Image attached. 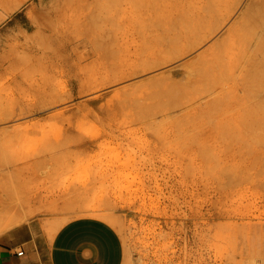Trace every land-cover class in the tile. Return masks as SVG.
I'll use <instances>...</instances> for the list:
<instances>
[{
  "label": "rangeland",
  "instance_id": "1",
  "mask_svg": "<svg viewBox=\"0 0 264 264\" xmlns=\"http://www.w3.org/2000/svg\"><path fill=\"white\" fill-rule=\"evenodd\" d=\"M209 1L27 0L6 17L0 204L22 202V224L42 218L50 237L75 218L108 220L124 264H264V22L253 13L230 31L250 0ZM62 3L89 34L28 39Z\"/></svg>",
  "mask_w": 264,
  "mask_h": 264
},
{
  "label": "crops",
  "instance_id": "2",
  "mask_svg": "<svg viewBox=\"0 0 264 264\" xmlns=\"http://www.w3.org/2000/svg\"><path fill=\"white\" fill-rule=\"evenodd\" d=\"M47 223L33 219L0 236V264H124L121 236L107 221L75 218L52 237Z\"/></svg>",
  "mask_w": 264,
  "mask_h": 264
},
{
  "label": "bare ground",
  "instance_id": "3",
  "mask_svg": "<svg viewBox=\"0 0 264 264\" xmlns=\"http://www.w3.org/2000/svg\"><path fill=\"white\" fill-rule=\"evenodd\" d=\"M25 1H27V0H0V23L6 18V17H8L13 11H15L16 9H18V7L19 6H21V4L22 3H24ZM71 1V3H72V0H70ZM75 1V0H74ZM79 2L81 1V3H82V1H84L85 3H83V4H86L87 5V2L89 1V0H78ZM189 1V0H188ZM198 1V0H197ZM209 1V0H208ZM211 1V0H210ZM209 1V2H210ZM218 1V0H217ZM234 1V0H233ZM239 1V0H238ZM196 2V1H195ZM200 2V1H199ZM205 2V1H204ZM221 1H219V3H220ZM227 2V1H226ZM235 2H237V0L235 1ZM240 2V1H239ZM186 3H187V1H186ZM201 3H203V2H201ZM238 3V2H237ZM66 5L68 4V3H65ZM65 4H64V6H65ZM69 4H70V2H69ZM83 4H80L81 5V7L83 8V7H85L86 5H83ZM188 4H190V3H188ZM193 4V6L195 5V3H192ZM197 4V3H196ZM239 4V3H238ZM237 4V5H238ZM191 5V4H190ZM203 5V4H202ZM205 5V4H204ZM207 5V4H206ZM211 5V4H210ZM210 5H208V7L207 8H209L210 7ZM217 5H218V2H217ZM237 5H235V10H236V6ZM62 6H63V3H62V5H60V8L59 9H57L55 12H54V15H53V17H51V20H50V18L49 17H47V16H43L42 18H40L39 16H40V14H39V16L37 15L36 17H34V18H36V20L34 21V26L37 28V31L35 32V34L33 35V36H30V37H27L28 39H34V40H44V39H52L53 41H57L58 39H72L71 37H73V39L74 40H77L76 38H80L79 36H81V35H78L77 33L82 29L83 31H82V33H83V35H84V33H85V36H86V34L88 33V32H85V30L80 26L79 27V25H81V24H77L76 26L77 27H79L80 29H78V31L75 29V18L72 16V18H71V15L69 14V16H67V13H66V15H65V12H69V11H67L66 9V11L64 10V14H63V8H62ZM192 6V5H191ZM197 6V5H196ZM221 6V5H220ZM67 6H65L64 8H66ZM81 7H80V9H81ZM190 7V6H189ZM232 7H233V5H232ZM231 7V8H232ZM197 8V7H196ZM212 8V7H211ZM194 9H195V7H194ZM198 9V8H197ZM216 9V8H215ZM229 9V8H228ZM233 9V8H232ZM187 9H185V11H186ZM199 10V9H198ZM203 10V9H202ZM208 10V9H207ZM210 10V9H209ZM214 10V9H213ZM212 10V11H213ZM217 10H219V12H221L220 11V9H217ZM230 10V9H229ZM243 10H245V11H241L242 13L240 14V16H238L237 18H236V20H234L233 21V23H232V25H231V27L229 28V30L230 31H233V29H234V27L236 26V25H240V23H242L243 21V19L245 20H249V18L250 17H254V20H253V18H251L252 19V21L255 23L256 22V24H257V26H259V22L257 23V21L259 20V21H262V22H264L263 20L264 19H262V18H259V17H264V0H250V2L248 3V5L246 6V8L244 9L243 8ZM255 10H259L258 11V15H260L259 17L258 16H256L257 14H255ZM262 10V11H261ZM1 11H3L2 13H1ZM188 11V10H187ZM194 11V10H193ZM206 10H204V12H205ZM215 11V10H214ZM183 12V11H182ZM201 12V11H200ZM209 12V11H208ZM211 12V11H210ZM209 12V13H210ZM261 12H262V15H261ZM181 13V12H180ZM179 13V14H180ZM185 13V12H184ZM191 12H189V14H190ZM216 13H218V12H216ZM254 13V15H252ZM183 14V13H182ZM181 14V15H182ZM194 14H195V12H194ZM208 14V13H207ZM215 14V13H214ZM214 14H213V16H214ZM222 14V13H221ZM230 14V13H229ZM43 14H41V16H42ZM187 15V14H186ZM198 15V14H197ZM228 15V14H227ZM252 15V16H251ZM76 16H77V14H76ZM206 16V15H205ZM210 16V15H209ZM211 16H212V14H211ZM212 16V17H213ZM231 15H228V18L230 17ZM255 16L257 17L256 18V20H255ZM37 17H39V18H37ZM71 19H70V18ZM179 17H180V15H179ZM190 17V16H189ZM198 17H200V16H198ZM208 17V16H207ZM219 17H221V16H219ZM48 18V19H47ZM54 18H55V20H58L59 21V25H57V28L55 27L54 28V23H52L53 22V20H54ZM173 18V17H172ZM181 18H183V17H181ZM187 18V16L185 17V19ZM204 18V17H203ZM74 19V20H73ZM190 19V18H189ZM191 19H192V16H191ZM190 19V20H191ZM194 19V18H193ZM200 19H201V17H200ZM199 19V20H200ZM227 19V18H226ZM250 19V20H251ZM44 20H47V22H45L44 24H42V21H44ZM174 20V19H173ZM178 20V19H177ZM181 20V19H180ZM187 20V19H186ZM185 20V21H186ZM198 20V22H200ZM205 20V19H204ZM210 19H207V22L209 21ZM229 20V19H228ZM245 20V21H246ZM172 21V20H171ZM202 21H203V19H202ZM212 20H210V22H211ZM218 21V20H217ZM226 21V20H225ZM77 22V21H76ZM175 22H176V19H175ZM177 22H179V21H177ZM192 22H193V20H192ZM213 22V21H212ZM223 22V21H222ZM71 23H73L74 25L72 26V25H70L69 26V24H71ZM202 23V22H201ZM205 23H206V20H205ZM204 23V24H205ZM214 23H216L215 21H214ZM214 23H213V25H214ZM246 23V22H245ZM179 24V23H178ZM200 24V23H199ZM203 24V23H202ZM210 24V23H209ZM212 24V23H211ZM247 24V23H246ZM252 24V23H251ZM251 24H247L248 25V27L251 25ZM263 26H262V25ZM183 25V24H182ZM188 25V24H187ZM197 25H198V23H197ZM254 25V24H253ZM173 26V25H172ZM189 26V25H188ZM191 26H192V23H191ZM194 26V25H193ZM201 26V25H200ZM199 26V27H200ZM218 26V25H217ZM243 26V25H242ZM255 26V25H254ZM262 26V27H261ZM67 27H69V28H67ZM71 27V28H70ZM72 27H74V32L75 31H77V33L75 32H73V31H71V30H73V28ZM164 27V26H163ZM175 27V26H174ZM183 27H184V25H183ZM195 27V26H194ZM205 27V26H204ZM210 27V26H209ZM214 27V26H213ZM222 27V26H221ZM236 27H238V26H236ZM261 29L264 27V23H261L260 22V26H259ZM165 28V27H164ZM197 28V27H196ZM195 28V29H196ZM208 28V27H207ZM220 28V27H219ZM254 28V27H253ZM255 28H256V26H255ZM69 29V30H68ZM71 29V30H70ZM172 29V28H171ZM252 29V28H251ZM168 30V29H167ZM175 30H177V29H175ZM181 30V29H180ZM185 30H186V27H185ZM187 30H189V29H187ZM194 29H192V31H193ZM200 30V29H199ZM208 30V29H207ZM214 31H216L215 30V27H214V29H213ZM245 30V29H244ZM254 30V29H253ZM258 30H259V28H258ZM263 30V29H262ZM169 31V30H168ZM201 31V30H200ZM199 31V33L200 34H198L197 33V31H196V34L197 35H199L198 37L197 36H195L196 37V39H195V41H193V42H189V45H190V43H191V46H194V49L195 48H197L198 46H201L204 42L203 41H205V39L203 38V36L201 37L200 35H202L201 34V32ZM217 31H218V29H217ZM236 31V30H235ZM246 31V30H245ZM170 32V31H169ZM168 32V33H169ZM188 32V31H187ZM210 32H212L211 34H214L215 32H213L212 30L210 31ZM210 32H208V33H210ZM227 32H228V30H227ZM249 32V31H248ZM81 32H80V34H82ZM165 33V32H164ZM164 33H162L163 35H164ZM177 33V32H176ZM206 33V32H205ZM205 33H203V35H205ZM229 33V32H228ZM237 33V32H236ZM73 34L74 35H78V36H73ZM89 34V33H88ZM175 34V33H174ZM181 34V33H180ZM185 34V33H184ZM189 34V33H188ZM195 34V35H196ZM247 34V33H246ZM262 34V32L260 33V35ZM26 35V34H25ZM167 36L169 35V34H166ZM170 35H171V33H170ZM169 35V36H170ZM176 35V34H175ZM208 34H206V36H207ZM248 35V34H247ZM263 35V36H262ZM261 36H262V38L264 37V30H263V34H262ZM88 36V35H87ZM180 36V35H179ZM184 36V35H183ZM194 36V35H193ZM206 36H204V37H206ZM211 36V35H210ZM251 36V35H250ZM82 37V36H81ZM185 37H187V36H185ZM238 37V36H237ZM248 37V36H247ZM163 38H164V36H163ZM167 38V37H166ZM201 40V39H203V40H199V39ZM209 37L207 36V39H208ZM249 38V37H248ZM81 39V38H80ZM79 39V40H80ZM161 39V38H160ZM165 39V38H164ZM175 39V38H174ZM177 39H178V36H177ZM207 39H206V41H207ZM264 39V38H263ZM158 40V39H157ZM156 40V41H157ZM176 40V39H175ZM174 40V41H175ZM182 40V39H181ZM184 40V39H183ZM186 40V39H185ZM190 39H188V41H189ZM221 40H223V39H221ZM249 40V39H248ZM247 40V41H248ZM46 42H47V40H45ZM44 41V42H45ZM161 41V40H160ZM165 41H166V39H165ZM173 41V40H172ZM174 41L172 42V44L174 43ZM187 41V42H188ZM217 41L220 43V44H218V45H220V47L223 45V46H225V42L222 44L221 42L222 41H219V40H217L216 39V43H217ZM253 41V40H252ZM262 41V40H261ZM41 42V41H40ZM75 42V41H74ZM77 42V41H76ZM176 42V41H175ZM185 42V41H184ZM203 42V43H202ZM228 42V41H227ZM238 42V41H237ZM258 42H260L259 40H258ZM264 42V41H263ZM155 42H153V44H154ZM160 43H162V42H160ZM167 43V42H166ZM170 43V42H169ZM186 43V42H185ZM185 43H184V45H185ZM215 43V42H214ZM213 43V44H214ZM247 43H249V42H247ZM246 43V44H247ZM261 43V42H260ZM259 43V44H260ZM74 44V43H73ZM152 44V45H153ZM157 44H159V43H157ZM164 44V43H163ZM162 44V45H163ZM179 44V43H178ZM213 44H212V46H213ZM222 44V45H221ZM252 44V43H251ZM259 44L257 43L256 44V47H255V49L257 48V51L259 50V52H260V50H261V47H262V45L259 47ZM262 44V43H261ZM180 45H182L183 46V44H179V46ZM187 45V44H186ZM214 45H216V44H214ZM241 45V44H240ZM164 46V45H163ZM169 46H170V44H169ZM172 46V45H171ZM210 47V49H207V50H205V51H202V53L200 54V57H199V55H198V57L199 58H201V56H203V54H205L206 52H209L208 50H211L213 47ZM258 46V47H257ZM167 47V46H166ZM175 47V46H174ZM174 47H173V49H174ZM177 47V46H176ZM216 47H218V46H216ZM227 47V46H226ZM234 47V46H233ZM248 47V46H247ZM20 48H22L23 49V47H20ZM144 48V47H143ZM145 48H146V46H145ZM147 48H149L148 46H147ZM150 48H152V47H150ZM149 48V49H150ZM156 48V47H155ZM162 48V47H161ZM165 48V47H164ZM185 48V47H184ZM187 48V47H186ZM253 48V47H252ZM260 48V49H259ZM15 49V48H14ZM14 49H13V51H14ZM168 49V48H167ZM178 49V48H177ZM192 49V48H191ZM216 49V48H215ZM225 49V48H224ZM254 49V51H256ZM23 50H25V49H23ZM26 50H28V52L29 53H33L34 54V56H35V58L38 56H36L35 54H39V56H41L40 54L41 53H38L37 51H35V50H30V49H27L26 48ZM49 50H51V48L49 49ZM153 49H151V51H152ZM159 50H160V48H159ZM164 50V49H163ZM188 50V49H187ZM241 50V49H240ZM239 50V51H240ZM248 50V49H247ZM11 51V50H10ZM145 51V50H144ZM144 51H143V54H144ZM150 51V50H149ZM154 51V50H153ZM160 51H162V50H160ZM254 52V54L255 53H259V52ZM21 52H23L24 53V51H22L21 50ZM27 52V51H26ZM27 52V53H28ZM168 52H170V51H168ZM168 52H166L165 51V53H168ZM179 52H180V49H179ZM182 52V51H181ZM219 52V51H218ZM223 52V51H222ZM222 52H221V54H222ZM235 52H236V50H235ZM249 52V51H248ZM247 51H246V53H248ZM7 53V52H6ZM10 53V52H9ZM19 53V52H18ZM28 53V54H29ZM147 53V52H146ZM146 53H145V58L147 57L146 56ZM155 53H156V51H155ZM216 53V52H215ZM252 53V52H251ZM251 53H248L247 54V56L248 55H250V57L249 58H252V54ZM161 53H159V55H160ZM170 54V53H169ZM262 54V53H261ZM14 55H15V53H14ZM13 55V53H12V57L14 56ZM32 54H30V56H31ZM147 55H148V53H147ZM152 55V54H151ZM156 55H157V53H156ZM174 55V54H173ZM175 55L177 56V51L175 52ZM182 55V54H181ZM246 55V54H245ZM263 55V54H262ZM5 56H7V55H5ZM45 56V55H44ZM168 56V55H167ZM216 56H217V53H216ZM225 56V55H224ZM257 56H259V55H257ZM42 57H43V54H42ZM41 57V58H42ZM141 58H139V59H142L143 60V55L142 56H140ZM150 57V56H149ZM171 57V56H170ZM170 57H168V58H170ZM174 57V56H173ZM1 58V57H0ZM20 58V57H19ZM39 58V57H38ZM144 58V59H145ZM148 58V57H147ZM151 58H153V56L151 57ZM160 58V57H159ZM162 58V57H161ZM178 58H180V57H178ZM214 58V60H215V57H213ZM221 58V57H220ZM238 58V57H237ZM248 57L247 58H245L244 57V59H249ZM257 58V57H256ZM12 59H15V60H12V61H17V63H18V58L16 59V56H14ZM37 59V58H36ZM153 59H155V58H153ZM162 59H164V58H162ZM223 59V58H222ZM234 59V58H233ZM8 60H10L9 58H8ZM65 60V59H64ZM151 60V59H150ZM165 60V59H164ZM195 60L197 61V59L195 58ZM201 60V59H200ZM242 60V59H241ZM20 61H21V58H20ZM19 61V62H20ZM22 61H24V60H22ZM146 61V60H145ZM144 61V62H145ZM153 61V60H152ZM157 61H159L158 60V58H157ZM168 61V60H167ZM194 61V60H193ZM238 61H240V60H238ZM238 61H233L235 64H238V63H236V62H238ZM251 60L249 59V60H247L246 61V63H245V61H243V63L242 64H244V66L243 65H241L242 66V68L243 69H245V67L247 66V64H248V62H250ZM5 62H7V61H0V69L2 68V67H4V65L5 66H7L8 64H5ZM11 62V61H10ZM9 62V63H10ZM142 62V61H141ZM164 62V61H163ZM198 62H200V61H198ZM202 62V61H201ZM204 62V61H203ZM214 62V61H213ZM212 62V63H213ZM217 62H219V61H217ZM225 62H226V60H225ZM258 62V61H257ZM15 63V66H16V62H14ZM24 63V62H23ZM140 63V62H139ZM138 63V64H139ZM154 63V62H153ZM168 63V62H167ZM171 63V62H170ZM169 63V64H170ZM195 63H197V62H194V65H195ZM50 64H52V63H50ZM54 64V63H53ZM141 64V63H140ZM147 64V67H149V69H151L152 70V66L150 65L151 64V62H149L148 61V63H146ZM145 64V65H146ZM150 66H149V65ZM157 64V63H156ZM206 64V63H205ZM215 64V63H214ZM221 64V63H220ZM225 64V63H224ZM12 65H13V63H12ZM11 65V66H12ZM191 65V64H190ZM192 65H193V63H192ZM234 65V64H233ZM253 65H254V63H253ZM20 66H21V64H20ZM140 66H143L142 64L140 65ZM154 66H155V64H154ZM182 66V65H181ZM180 66V67H181ZM189 66V65H188ZM236 65H234V67H235ZM238 66V65H237ZM236 66V67H237ZM14 67V66H13ZM12 67V68H13ZM21 67H23V66H21ZM146 67V66H145ZM146 67V68H147ZM231 67H232V65H231ZM239 67H240V65H239ZM238 67V68H239ZM16 68V67H15ZM160 68V67H159ZM173 68V67H172ZM175 68V67H174ZM233 68V67H232ZM238 68H237V70H238ZM241 67H240V70L242 69ZM250 68V67H249ZM255 68V67H254ZM195 69V68H194ZM198 69V68H197ZM201 69V68H200ZM234 69V68H233ZM63 70V69H62ZM145 70H147V72H149V70L148 69H145ZM1 71V70H0ZM4 71H7V70H3V72ZM194 71V70H193ZM247 71V70H246ZM61 72H63V71H61ZM144 72H146V71H144ZM168 72V71H167ZM227 72V71H226ZM200 73V72H199ZM207 73H209V72H207ZM223 73V72H222ZM1 74V73H0ZM168 74V73H167ZM167 74H165L166 76H168ZM193 76V75H192ZM162 77H164L163 75H162ZM161 77V78H162ZM194 77V76H193ZM168 78V77H167ZM163 79V78H162ZM169 79V78H168ZM167 79V80H168ZM172 79V78H171ZM194 79V78H193ZM198 79V78H197ZM166 79H164L163 81H165ZM174 80V79H173ZM179 80V79H178ZM189 80H191V79H189ZM195 80H196V77H195ZM200 80V79H199ZM192 81V80H191ZM168 82V81H167ZM179 82V81H178ZM198 82V81H197ZM169 83V82H168ZM175 83V82H174ZM173 83V84H174ZM167 84V83H166ZM165 84V85H166ZM171 84V83H170ZM176 84V83H175ZM178 84V83H177ZM176 84V85H177ZM168 85V84H167ZM171 86V85H170ZM50 88H52V87H50ZM55 88V87H54ZM172 88V86L170 87V89ZM175 88H176V86H175ZM174 88V89H175ZM178 88V87H177ZM74 89H75V87H74ZM169 89V88H168ZM48 90H49V88H48ZM45 91V90H44ZM52 92V91H51ZM70 95V94H69ZM47 96V95H46ZM53 97H55V96H53ZM71 97V96H70ZM52 98V97H51ZM60 100H62L61 98H59ZM64 99V98H63ZM60 100H59V102H60ZM66 100V99H65ZM54 101V100H53ZM55 101H58L57 99H55ZM53 103V102H52ZM54 103H56V102H54ZM53 103V104H54ZM58 103V102H57ZM2 201V200H1ZM33 201L36 203V198H34L33 199ZM43 201V200H42ZM28 204H30V203H28ZM27 204V205H28ZM31 205V204H30ZM24 206V204L22 203V202H18V201H12L11 203L10 202H4V201H2V204H0V213H2L3 212V210H6V214L5 215H0V225L1 226H6V227H10V226H14V225H20V224H22L24 221H27V219H28V217L30 216V214H32L33 215V212L31 211V210H27V215L26 216H22L21 214H20V211H17V210H20V208L21 207H23ZM31 207H33V205H31ZM92 210V209H91ZM17 211V213L16 214H13V212H16ZM29 211H31V212H29ZM34 211V210H33ZM88 211V210H87ZM95 211H97V209L95 210ZM28 212H29V214H28ZM86 212V211H85ZM99 212V211H98ZM98 212H95V214L96 213H98ZM85 214H92V213H90V211H89V213L87 212V213H85ZM108 221V220H107ZM112 223V222H111ZM54 234L52 233V235L51 236H53Z\"/></svg>",
  "mask_w": 264,
  "mask_h": 264
},
{
  "label": "built area",
  "instance_id": "4",
  "mask_svg": "<svg viewBox=\"0 0 264 264\" xmlns=\"http://www.w3.org/2000/svg\"><path fill=\"white\" fill-rule=\"evenodd\" d=\"M23 252H19V255H21Z\"/></svg>",
  "mask_w": 264,
  "mask_h": 264
}]
</instances>
